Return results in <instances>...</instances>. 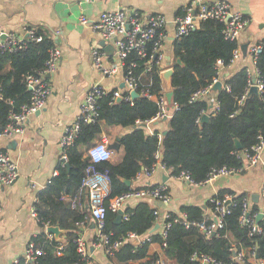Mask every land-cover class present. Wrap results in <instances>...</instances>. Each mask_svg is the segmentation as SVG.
Masks as SVG:
<instances>
[{
	"label": "trees",
	"instance_id": "1",
	"mask_svg": "<svg viewBox=\"0 0 264 264\" xmlns=\"http://www.w3.org/2000/svg\"><path fill=\"white\" fill-rule=\"evenodd\" d=\"M223 27V21L204 19L189 34L174 38L173 102L168 107L171 109L174 104L176 107L169 118L168 130L161 138L158 130L147 133L144 123L154 119L159 111L157 98L165 93L161 78L163 66L155 60L149 62L148 58H139L135 52L125 59L123 72L126 74L132 69L139 77L137 90L140 95L127 98L129 91L124 89L122 100L112 102L115 90L112 89L99 98L97 119L82 123L74 144L66 149L67 160L59 162L57 173L37 194L34 207L41 230L33 239L45 251L40 259L41 264H83L77 250V238L81 235L78 222L87 216L91 218L86 207L87 193L81 190L86 169L91 163L84 148L95 142L105 125L133 127L131 131L111 140L114 142L119 139L122 158L98 164L100 169L110 171L111 196L131 189L132 185H128L125 180H133L144 168H150L157 162L156 154L160 149L161 163L167 169L173 174L188 171L197 181L204 180L212 167H241L246 164L241 152L251 149L264 138V87L262 92L249 94L247 68L251 65L242 66L225 77L222 88L213 92L214 96L209 94L192 98L196 91L209 85L215 77H221L216 70L217 61L222 59L228 62L240 46L237 40L225 38ZM39 35H42L40 41L35 38ZM54 45L50 35L37 27L33 35H26L14 47L0 48V128L7 124L11 111L19 110L21 105L31 100L26 75L40 74ZM178 58L182 64L177 62ZM132 62L137 64L132 66ZM257 67L264 84V48L258 56ZM144 85H149L153 98L140 93ZM204 113L209 115L206 121L201 120ZM237 140L242 145L241 149L236 145ZM225 194H233V200L219 235L203 234L193 223L186 227L182 219L172 222L167 245L162 247L168 264H195L191 260L195 251L228 260L234 250L250 246H256L258 256L264 260V218L260 223L261 231L250 235L249 228L241 225L238 219L247 193H237L230 188H222L217 192L218 197ZM76 196H80L83 209L73 204ZM207 206L212 209L213 203L209 201ZM259 208L258 203H253L252 211H258ZM182 209L191 222L202 221L207 217L204 215L205 208L197 205H184ZM154 210L155 207L148 200L141 199L134 206L126 208L129 217L121 222L115 221L117 213L108 211L105 231L112 238L125 236L129 232L140 236L149 232L151 237V241L146 240L137 246L127 240L115 255L110 256L111 260L123 264L140 261L149 255L147 249L150 242H163L159 229L153 230L156 224ZM176 215L172 212V216ZM45 223L59 224L65 229L64 241L50 238L49 233L43 230Z\"/></svg>",
	"mask_w": 264,
	"mask_h": 264
},
{
	"label": "crops",
	"instance_id": "2",
	"mask_svg": "<svg viewBox=\"0 0 264 264\" xmlns=\"http://www.w3.org/2000/svg\"><path fill=\"white\" fill-rule=\"evenodd\" d=\"M192 0H0V36L14 35L19 40L25 38L26 25L41 27L62 50L60 63L51 76V94L46 105L39 111L30 114L24 132L11 138H0V149L9 153L17 163L19 175L13 183L0 186V264H16L31 239L41 230L38 219L32 214L38 192L43 189L57 173L61 161V141L66 128L74 123L80 112V106L91 86L99 82L106 89H127L123 72L103 75L94 64L92 50L104 49L107 64H117L120 58L114 39H105L93 23L99 20L104 11L124 8L129 11L139 10L147 16L162 14L167 19V30L172 37L164 42L163 69L172 67L174 60L173 34L175 18ZM215 2L217 0H203ZM233 7L241 10L249 23L238 38L240 48L247 46L246 55L241 48V56L228 67L220 71L221 81L239 68L252 65L251 48L264 39V0H227ZM89 21L84 23L81 16ZM105 40L110 47L108 51L101 45ZM162 69V70H163ZM212 91L210 95H215ZM211 95V96H212ZM215 104L213 105V107ZM170 109V108H169ZM168 117L152 119L144 123L147 133L158 130L162 135L168 130ZM133 127L107 126L95 139L96 141L112 142V138L121 136ZM88 148V147H87ZM87 148H84L87 152ZM115 152V151H114ZM162 149L159 151L161 159ZM123 156L121 147L115 152L113 159L120 160ZM166 183L169 187L171 200L165 204L157 199L146 198L160 212H183L184 205H197L205 208L204 215L211 216V207L207 206L210 198L222 188H230L237 193L245 192L251 198L258 193L260 202L264 187L263 165L248 166L241 172L231 176L219 177L204 186H192L186 181L172 176L169 170L159 166L150 175L138 174L132 180V189ZM86 192V190H85ZM87 193V192H86ZM139 200L127 203L126 208L134 206ZM253 201V200H252ZM89 202L87 195L86 204ZM259 202V203H260ZM258 203V204H259ZM79 225V224H78ZM89 254L98 264H123L110 259L105 251L97 247L95 226L92 221L84 226L79 225ZM53 235V236H52ZM49 234L50 238L54 234ZM149 232L140 236L142 245ZM65 237V233L62 234ZM137 246V245H135ZM148 256L140 261L162 256L161 243L156 241L148 244ZM156 256V257H157ZM165 258V257H164ZM166 259V258H165Z\"/></svg>",
	"mask_w": 264,
	"mask_h": 264
},
{
	"label": "built area",
	"instance_id": "3",
	"mask_svg": "<svg viewBox=\"0 0 264 264\" xmlns=\"http://www.w3.org/2000/svg\"><path fill=\"white\" fill-rule=\"evenodd\" d=\"M204 19H216L224 22L223 34L226 39L237 40L241 32L249 23V18L239 9L233 7L232 3L227 0H217L215 2H204L203 0H192L189 2L175 18V32L173 38H178L189 34L196 29L198 22ZM81 21L87 23L88 17L81 16ZM167 19L164 15L147 16L139 10L129 11L124 8H118L112 11H104L101 13L99 20L93 23V27L99 30L105 39H114L117 47V54L120 58L117 64H107L105 61L106 52L104 49L94 48L92 56L95 67L103 75H113L118 72H123L125 59L129 57L132 52H135L139 58H148L149 62L156 61L157 64L162 65L165 58L163 52L164 42L172 37V34L167 30ZM37 27L33 25H26L24 30L26 35H33ZM26 37V36H25ZM36 40L40 41L42 35L36 36ZM24 39V38H23ZM19 40L14 35L4 34L0 36V48L7 49L14 47ZM264 48V39L255 44L250 51L252 56V65L247 68L249 74V90L252 85H257L258 91L262 92L264 84L260 76V71L257 67V59ZM241 48L238 46L233 57L225 62L219 59L216 64V70L220 76V71L224 67L230 66L241 56ZM62 50L55 44L51 49L46 60L44 69L40 74L29 73L26 75V85L30 87L31 100L20 106L19 110H13L9 113L7 124L0 128V138H11L20 135L24 132L26 122L30 114L41 110L47 103L51 94V76L56 72L60 63ZM137 63L132 62L135 66ZM49 74V76H47ZM126 87L129 91L127 98H132L131 91L137 90L139 87V77H137L132 69H129L125 74L123 72ZM221 80V77H215L213 81L206 87L196 91L192 98H199L209 95L213 90L214 84ZM109 91L101 83H94L90 90L86 93L84 100L80 106V112L73 124L66 128L63 135L61 145L62 154L61 160H67V147L74 144L78 134L81 131L83 122H94L98 117V99L107 94ZM141 94L153 98L150 93L149 85H144L140 91ZM123 97L122 89H115L112 96V102L117 98ZM159 111L154 119L165 118L169 116L170 109L166 93H162L157 98ZM173 110L176 104L172 105ZM216 106H218L216 104ZM162 134H160V138ZM114 150L110 149L108 142L101 140L94 142L87 148V155L91 159L90 165L86 169V175L83 178L81 190H88L89 202L88 207L91 218L86 217L85 220L78 222L79 225L84 226L86 223L92 221L95 226L96 240L95 245L102 248L106 255L113 256L127 240H132L140 235L135 232H129L125 236L112 238L111 235L105 231L108 211L114 213L123 210L122 219H128L129 214L126 212V205L132 200H141L146 198L157 199L165 204L171 200L169 187L166 183L158 185L144 186L140 188H131L128 191L111 196L112 193V178L108 169H100L98 164L103 161H110L114 157ZM246 159V164L241 167L233 165H223L221 167H212L206 178L201 181L195 180L188 171H181L179 174H173L171 170L167 169L160 159L159 152H157V162L150 168H144L139 174L145 173L150 175L157 170L159 166L169 170L172 176L186 181L192 186H204L213 182L219 177L231 176L235 173L241 172L248 166L263 165L264 167V138H261L258 143L252 146L251 149L243 152ZM19 175L17 163L11 158L8 152L0 149V186L11 184ZM264 188V187H263ZM233 200V194H225L223 197H218L217 193L210 198L213 203L211 209V216H208L202 221H189L186 212L176 213L172 216L171 211L160 212L155 208V221L158 223L159 232L163 237L161 246L167 245L168 232L173 221L182 219L189 227L190 224L198 226L199 230L208 236L219 235L225 226L224 217L230 213V204ZM253 201L250 197H245L242 205V211L239 214V223L245 225L250 230V235L260 232L262 227L261 220L264 218V189L262 191V199L259 203V210L252 211ZM74 205H79L81 209L84 208L80 202V196L73 199ZM2 205L0 204V213ZM259 213H263L261 220L257 217ZM32 214L38 219L37 211L34 207ZM39 221V219H38ZM48 223L44 224V231L47 232ZM48 233V232H47ZM51 234V233H49ZM52 235V234H51ZM53 236V235H52ZM144 241H151L150 235L143 239ZM62 246H60L61 248ZM77 250L80 253L83 264H98L92 260L88 245L82 236L77 238ZM45 253L43 247L38 245L34 239H31L23 253V256L16 261L21 264H41V256ZM191 260L195 264H264V260L258 256L256 246L248 248L241 247L240 250H234L233 254L228 260L219 259L211 254L205 252L195 251ZM73 264H80L78 262ZM124 264H168L166 259L162 256H157L145 261H129Z\"/></svg>",
	"mask_w": 264,
	"mask_h": 264
},
{
	"label": "water",
	"instance_id": "4",
	"mask_svg": "<svg viewBox=\"0 0 264 264\" xmlns=\"http://www.w3.org/2000/svg\"><path fill=\"white\" fill-rule=\"evenodd\" d=\"M101 45L108 51L110 45L109 44H106L105 40L101 43ZM241 48H242L243 53L246 55V53H247V49H246L247 46L246 45H243ZM177 62L179 64H182V61H181L180 58L177 59ZM173 74H174V68L173 67H168V68H165V69H163L161 71V78L163 80V85H164L165 93H166V96H167V99H168V103L169 104H171L173 102V83H172V76H173ZM47 76H49V74ZM125 85L126 84L123 83L121 87L124 88ZM222 86H223V83H222L221 80H219V81H217L214 84L212 90L213 91H217V90L221 89ZM30 89L31 88L28 87V90H30ZM258 92L259 91H258L257 85H252L250 87L249 94H251V93H258ZM139 95L140 94L136 90H132L131 91L132 98L138 97ZM122 98L123 97H119V98H117L116 101L119 102V101L122 100ZM208 118H209L208 113H204L202 115V117H201V120L202 121H206V120H208ZM165 133H166V131H165ZM236 145H237L238 148H240V149L242 148V145H241V143H240L239 140L236 141ZM108 146H109L110 149H113L114 151H119V149H120V141H119V139H117L114 142H110L108 144ZM241 153L243 154V152H241ZM125 181H126V183L128 185H131V183H132V180H130V179H126ZM86 192L88 193L89 191L86 190ZM252 200H253L254 203H259L260 202V195L258 193L253 194L252 195ZM122 215H123V210H119L115 221L116 222H121L122 221ZM262 217H263V213H259L257 219L258 220H261ZM158 227H159V225L157 223V224H155L153 230L158 229ZM47 232L48 233H51V234H54V237L58 241H61V242L64 241V238L62 237V234L65 233L66 230L65 229H62L59 224L49 225L47 227ZM131 243L134 244V245H139L140 243H142V239L139 238V237H137L135 239H132L131 240Z\"/></svg>",
	"mask_w": 264,
	"mask_h": 264
}]
</instances>
